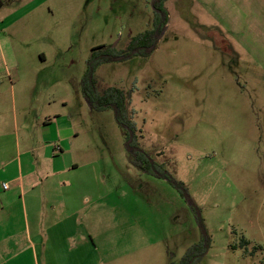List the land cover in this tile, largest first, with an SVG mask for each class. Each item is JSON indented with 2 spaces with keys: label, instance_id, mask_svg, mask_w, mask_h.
<instances>
[{
  "label": "rangeland",
  "instance_id": "1",
  "mask_svg": "<svg viewBox=\"0 0 264 264\" xmlns=\"http://www.w3.org/2000/svg\"><path fill=\"white\" fill-rule=\"evenodd\" d=\"M152 1L0 0V144L38 135L40 113L72 131L73 151L60 156L100 177L81 214L99 264L179 263L203 228L210 245L197 264H264L256 5L165 0L167 26L151 55H138L130 46L153 28ZM101 46L126 59L97 69L98 88L124 93L139 146L185 192L131 165L114 111L85 101L81 82Z\"/></svg>",
  "mask_w": 264,
  "mask_h": 264
},
{
  "label": "crops",
  "instance_id": "2",
  "mask_svg": "<svg viewBox=\"0 0 264 264\" xmlns=\"http://www.w3.org/2000/svg\"><path fill=\"white\" fill-rule=\"evenodd\" d=\"M230 1L241 3L242 8L256 5L258 21L253 28L260 33L259 28H264V0ZM257 49L259 68L264 69V46ZM50 116L37 115L34 127L40 133L31 139L17 135L14 144H0V264L101 261L98 241L84 234L86 216H81L90 192L92 198L98 197L99 174L95 168L83 171L80 161L66 163L60 156L73 151L69 147L73 135L63 130L56 115L53 120ZM4 184H8L7 190Z\"/></svg>",
  "mask_w": 264,
  "mask_h": 264
},
{
  "label": "trees",
  "instance_id": "3",
  "mask_svg": "<svg viewBox=\"0 0 264 264\" xmlns=\"http://www.w3.org/2000/svg\"><path fill=\"white\" fill-rule=\"evenodd\" d=\"M165 0H157L154 2L153 9L156 14L153 28L135 38L131 46H136L142 49L138 55L149 56L156 48L159 35L163 32L168 22V11L164 6ZM124 56H113L108 53L103 47L94 48L91 57L87 63V70L81 82L82 94L85 101L90 105L92 110L103 111L112 109L115 114V119L118 125L122 128L126 138V147L129 151V162L144 173H148L166 180L174 188L186 191L183 183L178 182L174 176L163 169V166L156 164L147 153L139 146L136 139V126L129 118L128 101L124 93L116 88H107L100 91L98 81L96 79L97 69L107 63H114L125 60ZM191 203V201H190ZM193 205V203H191ZM193 210H196L193 206ZM202 242L188 249L184 257L179 263L171 264H197L203 256H205L210 239L203 228Z\"/></svg>",
  "mask_w": 264,
  "mask_h": 264
},
{
  "label": "built area",
  "instance_id": "4",
  "mask_svg": "<svg viewBox=\"0 0 264 264\" xmlns=\"http://www.w3.org/2000/svg\"><path fill=\"white\" fill-rule=\"evenodd\" d=\"M3 188H4L5 190H7V189H8V184H4V185H3Z\"/></svg>",
  "mask_w": 264,
  "mask_h": 264
},
{
  "label": "water",
  "instance_id": "5",
  "mask_svg": "<svg viewBox=\"0 0 264 264\" xmlns=\"http://www.w3.org/2000/svg\"><path fill=\"white\" fill-rule=\"evenodd\" d=\"M155 1H156V0H153V1H152V3H151V4H152V7H153Z\"/></svg>",
  "mask_w": 264,
  "mask_h": 264
}]
</instances>
